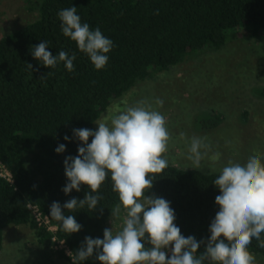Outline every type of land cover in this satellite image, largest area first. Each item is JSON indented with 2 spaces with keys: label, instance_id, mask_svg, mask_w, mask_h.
I'll return each mask as SVG.
<instances>
[{
  "label": "trees",
  "instance_id": "1",
  "mask_svg": "<svg viewBox=\"0 0 264 264\" xmlns=\"http://www.w3.org/2000/svg\"><path fill=\"white\" fill-rule=\"evenodd\" d=\"M72 5L82 23L99 27L113 41L101 70H95L89 57L61 32L57 13ZM29 9H35L32 19L0 37V164L11 175V181L0 175V251L5 228L25 225L39 244L51 247L53 235L69 248L71 257L55 250L49 264H72L85 236L103 238V229L110 228L111 209L119 203L109 176L98 190L103 199L95 210L87 206L64 210L65 216L74 215L82 225L80 231L67 234L50 217L54 201L63 206L90 191L86 185L79 192L62 191L67 183L63 161L76 156L82 146L72 130L95 131V121L112 100L192 54L218 50L244 36L264 40V0H38ZM43 40L53 55L61 50L75 53L74 71H67L63 63L48 69L34 59L31 46ZM26 63L39 70L31 73ZM219 120L216 114L207 117L203 128ZM65 135L69 140L63 139ZM60 144L65 151L57 153ZM219 173L168 164L145 195L169 201L181 234L206 243L219 210L215 204L219 189L212 184ZM28 205L36 206L56 231L39 226ZM203 249L201 244L196 255ZM248 250L254 257H264V248L255 239ZM80 264L100 262L94 254Z\"/></svg>",
  "mask_w": 264,
  "mask_h": 264
},
{
  "label": "clouds",
  "instance_id": "2",
  "mask_svg": "<svg viewBox=\"0 0 264 264\" xmlns=\"http://www.w3.org/2000/svg\"><path fill=\"white\" fill-rule=\"evenodd\" d=\"M62 34L75 42L78 50L86 54L95 70L103 69L114 47L113 41L103 35L99 27L90 28L81 22L76 6L61 9L57 13ZM49 42L43 40L31 46V55L46 68L55 69L63 63L67 71H74L76 54L48 51ZM31 73L38 71L26 63ZM51 74V73H48ZM44 78V75L40 77ZM157 98L155 104L163 106ZM97 129L74 128L73 137L81 142L76 156L65 157L64 174L67 183L62 191H80L86 185L90 191L83 199L71 198L61 206L54 201L50 205V217L59 222V228L67 234L81 230L74 215H64V210H95L103 199L98 190L110 176L112 191L119 203L111 209V218H120L124 212L120 230L103 229V238L85 236L76 249L72 264H80L95 254L100 264H256L248 250L252 240L264 248V162L261 157L250 155L244 164L229 163L224 166L212 184L219 189L215 204L219 210L211 220L210 236L198 241L194 236L185 237L174 223L176 215L170 202L164 198L148 196L153 180L168 167L164 154L168 152L170 133L166 118L146 100L125 106L114 113L109 122H99ZM89 137L91 142L89 143ZM181 138L184 134L181 133ZM64 140H69L65 135ZM60 144L55 152L65 151ZM210 145L205 138L193 136L187 159L193 168L200 169ZM204 149L205 151H201ZM64 242V241H63ZM62 242V243H63ZM148 244L150 247H145ZM204 244L203 252L196 253Z\"/></svg>",
  "mask_w": 264,
  "mask_h": 264
},
{
  "label": "rangeland",
  "instance_id": "3",
  "mask_svg": "<svg viewBox=\"0 0 264 264\" xmlns=\"http://www.w3.org/2000/svg\"><path fill=\"white\" fill-rule=\"evenodd\" d=\"M36 1L0 0V37L32 19L35 9L29 8ZM157 98L163 100L162 107L155 104ZM140 100L151 103L166 118L168 164L193 168L187 159L193 136L205 138L210 145L199 170L220 172L230 162L244 164L253 154L264 162V40L239 37L137 82L112 100L95 121V130L96 123L109 122L117 110ZM214 114L220 120L203 128L205 119H213ZM123 217L122 210L120 218L109 220L114 233L120 230ZM54 252L52 246L39 244L29 227L10 225L4 230L0 264H49ZM255 261L264 264V257L255 256Z\"/></svg>",
  "mask_w": 264,
  "mask_h": 264
},
{
  "label": "built area",
  "instance_id": "4",
  "mask_svg": "<svg viewBox=\"0 0 264 264\" xmlns=\"http://www.w3.org/2000/svg\"><path fill=\"white\" fill-rule=\"evenodd\" d=\"M0 175L6 177L8 180L11 181V175L10 173L5 170L1 164H0ZM28 208L31 210V213L33 215V217L35 218V220L37 221V224L39 226H46L47 230L51 231V232H55L56 231V226L50 224L49 219L45 216H42L41 212L38 210V208L36 206H32V205H28ZM52 240V248L54 250H63L64 253L71 257L72 254L69 250V248L67 247V245L65 244V242H63V240L56 238L55 236L52 235L51 237ZM63 242V243H62Z\"/></svg>",
  "mask_w": 264,
  "mask_h": 264
}]
</instances>
